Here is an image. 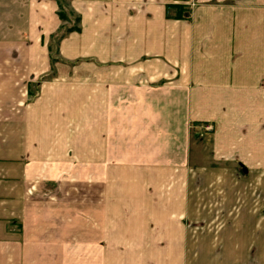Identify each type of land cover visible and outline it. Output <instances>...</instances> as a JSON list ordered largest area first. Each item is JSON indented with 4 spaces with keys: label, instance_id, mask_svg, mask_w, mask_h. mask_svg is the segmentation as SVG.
Segmentation results:
<instances>
[{
    "label": "crops",
    "instance_id": "0c3cea01",
    "mask_svg": "<svg viewBox=\"0 0 264 264\" xmlns=\"http://www.w3.org/2000/svg\"><path fill=\"white\" fill-rule=\"evenodd\" d=\"M65 1H4L0 264H264V0Z\"/></svg>",
    "mask_w": 264,
    "mask_h": 264
},
{
    "label": "rangeland",
    "instance_id": "374dc122",
    "mask_svg": "<svg viewBox=\"0 0 264 264\" xmlns=\"http://www.w3.org/2000/svg\"><path fill=\"white\" fill-rule=\"evenodd\" d=\"M4 1L6 0H0V28H2V25L4 24L2 18H3V7ZM59 1V15L62 21H64L62 28V31H65L69 27L77 26L78 19L76 16L72 15V12L68 10L67 4L65 0H58ZM3 23V24H2ZM56 36L52 37L51 45H49L50 50L56 47V42L58 41V38ZM50 74V73H49ZM48 76L50 77V75ZM46 77V76H45ZM173 110L172 114L170 113V116L165 118L166 123L163 121V125L167 128V125H169L170 132H171V146L173 151V157L176 158L174 155V150L181 151L185 150L187 155L190 158V163H202L206 162L209 157L210 152V146H209V132L211 128L209 125L205 124L201 127L198 125L188 123L187 129H184L183 126V116L181 113V122L178 121L177 111L176 109L179 107L176 106V104L173 103ZM181 123V128H179V124ZM162 124V122H161ZM159 125V122H157V126ZM165 139V138H164ZM168 139V138H166ZM165 139V140H166ZM175 151V152H177ZM183 155V154H182Z\"/></svg>",
    "mask_w": 264,
    "mask_h": 264
},
{
    "label": "trees",
    "instance_id": "16d2710c",
    "mask_svg": "<svg viewBox=\"0 0 264 264\" xmlns=\"http://www.w3.org/2000/svg\"><path fill=\"white\" fill-rule=\"evenodd\" d=\"M177 14H178V15H181L182 13H181L180 10H178ZM76 28H77L76 26H74V27H69V28L66 29L65 31H62V28H61V30H60L56 35H58V36H57L58 38H61L65 33L69 32V31H71V30H73V29H76ZM56 35H55V36H56Z\"/></svg>",
    "mask_w": 264,
    "mask_h": 264
}]
</instances>
